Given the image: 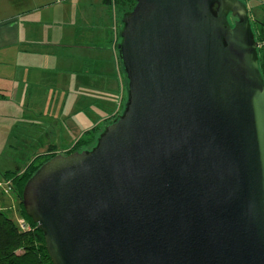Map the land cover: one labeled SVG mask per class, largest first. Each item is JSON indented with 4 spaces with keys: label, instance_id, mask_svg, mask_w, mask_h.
I'll return each instance as SVG.
<instances>
[{
    "label": "water",
    "instance_id": "obj_1",
    "mask_svg": "<svg viewBox=\"0 0 264 264\" xmlns=\"http://www.w3.org/2000/svg\"><path fill=\"white\" fill-rule=\"evenodd\" d=\"M127 102L22 203L53 264H264V78L242 0H136Z\"/></svg>",
    "mask_w": 264,
    "mask_h": 264
},
{
    "label": "rangeland",
    "instance_id": "obj_2",
    "mask_svg": "<svg viewBox=\"0 0 264 264\" xmlns=\"http://www.w3.org/2000/svg\"><path fill=\"white\" fill-rule=\"evenodd\" d=\"M25 7L33 37L49 45L17 44L0 53V181L36 155L67 151L85 132L121 114L127 100L122 73L120 91L85 84L94 61H111L114 54L94 49L108 44V29L117 33L114 8L103 0H31ZM1 192L0 209L17 224L25 222L12 187Z\"/></svg>",
    "mask_w": 264,
    "mask_h": 264
},
{
    "label": "trees",
    "instance_id": "obj_3",
    "mask_svg": "<svg viewBox=\"0 0 264 264\" xmlns=\"http://www.w3.org/2000/svg\"><path fill=\"white\" fill-rule=\"evenodd\" d=\"M242 1L248 4L252 0ZM103 3L111 9L114 8L119 14L115 48L120 72L123 74L125 81L126 90L127 80L119 59L117 44L121 29V17L134 8L136 0H103ZM260 8L264 13V6H260ZM250 17L255 32V38L260 45V69L264 78V14L263 16H257L252 8V10H250ZM121 114L114 115V118L108 119L107 123L103 127L96 126L85 132L84 135H82V137L78 139L67 151L63 153L49 151L48 153L36 155L34 158L29 159L24 168L17 167L14 170H8L1 174V178L10 184L14 193L18 196L22 203L23 192L27 182L42 165L59 154L70 155L74 152L82 150H91L96 145L97 139L103 132L104 128L117 119ZM21 207V216L30 226V230H22L11 218L9 212L0 209V264H53L47 251L44 233L38 229L37 225L27 215L23 203Z\"/></svg>",
    "mask_w": 264,
    "mask_h": 264
},
{
    "label": "crops",
    "instance_id": "obj_4",
    "mask_svg": "<svg viewBox=\"0 0 264 264\" xmlns=\"http://www.w3.org/2000/svg\"><path fill=\"white\" fill-rule=\"evenodd\" d=\"M31 0H0V53L8 52V50L17 44H21L22 46H45L49 45L45 41H40V37H33V32L30 28H33L31 25L30 14H26L27 9L25 4H29ZM43 4V3H42ZM250 10L256 13L257 16H263V10L260 6H264V0H252L248 3ZM31 9V7H28ZM26 10V11H25ZM105 17V16H104ZM103 17V18H104ZM106 18L110 20L108 13ZM113 21V18H111ZM104 20V19H103ZM111 23V22H110ZM104 24L101 23L99 25ZM104 25L100 28H103ZM115 28L111 30L108 29L106 31L105 36L107 45L95 46L99 52L113 51L114 54L108 57V60L111 61H94V65H92V69L90 73L87 72L85 75L86 85L89 87H99L107 91H114L121 89V72L120 66L118 62V57L114 51V44L116 43V32ZM97 42L101 41L100 38H97ZM96 40V37H95ZM91 42V41H90ZM95 42L94 44H96ZM43 43V44H42ZM93 43V42H92ZM20 53V50H19ZM1 84V83H0ZM0 91H3V87L0 86ZM77 141V140H76ZM75 141V142H76ZM75 142L70 146L72 147ZM70 147H66L69 149ZM2 196L0 197V206H3Z\"/></svg>",
    "mask_w": 264,
    "mask_h": 264
},
{
    "label": "built area",
    "instance_id": "obj_5",
    "mask_svg": "<svg viewBox=\"0 0 264 264\" xmlns=\"http://www.w3.org/2000/svg\"><path fill=\"white\" fill-rule=\"evenodd\" d=\"M8 189V191H10L11 190V186H10V184L8 183V182H6V181H4V180H2V181H0V192L2 191V190H7ZM2 193V192H1ZM18 226L22 229V230H30V226L26 223V222H20L19 224H18Z\"/></svg>",
    "mask_w": 264,
    "mask_h": 264
}]
</instances>
